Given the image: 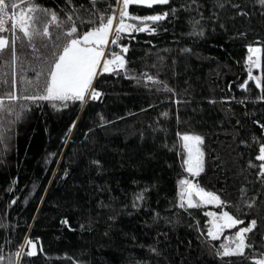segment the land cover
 <instances>
[{
  "label": "trees",
  "instance_id": "16d2710c",
  "mask_svg": "<svg viewBox=\"0 0 264 264\" xmlns=\"http://www.w3.org/2000/svg\"><path fill=\"white\" fill-rule=\"evenodd\" d=\"M35 2L61 17L69 7L67 0ZM81 4L92 10L88 0H72V7ZM109 4L115 0H99L97 9ZM164 12L166 19L147 22L153 33L122 34L126 54L109 45L125 56L126 70L96 78L97 100L58 109L21 101L29 107L20 119L0 118L2 264H253L264 258V184L249 167L260 163L254 157L264 143V101L247 80V49L259 46L261 68L254 73L264 83V7L258 0L129 6L139 17ZM145 73L159 83L147 82ZM192 133L203 138L198 177L183 165L180 137ZM188 178L227 206L180 208L179 181ZM208 211H228L242 226L257 221L245 257L216 255L221 241L207 237ZM26 239L38 254L18 259Z\"/></svg>",
  "mask_w": 264,
  "mask_h": 264
},
{
  "label": "snow or ice",
  "instance_id": "6c2138e0",
  "mask_svg": "<svg viewBox=\"0 0 264 264\" xmlns=\"http://www.w3.org/2000/svg\"><path fill=\"white\" fill-rule=\"evenodd\" d=\"M98 2L99 0H88L92 9L89 10L83 4L72 7V0H67L69 7L61 17L56 11L41 7L35 0H0V118L15 114L18 120L21 112L29 107V103L35 104L37 101L49 102L53 108L58 109L67 107L69 103L79 102L83 105L87 99L97 100L102 94L93 88L96 78L105 73L119 74L121 70H126L125 56L112 50L109 45L120 47L121 53L126 54L128 48L118 43L122 34H151L155 29L147 22L156 23L168 16L167 12L145 17L131 15L129 6L143 5L151 8L153 5H167L170 0H115V6L109 4L104 12L97 9ZM193 2L195 3V0ZM258 3L264 7V0H258ZM81 9L89 14L80 15ZM84 25L89 26L87 30ZM4 33H11V36ZM247 51V80L255 82V88L261 90L259 99L264 101L262 77L253 74V68H261L259 54L262 49L250 46ZM6 67H10L11 72L5 71ZM29 72L32 73L31 76L27 75ZM144 76L147 82L159 83L147 73ZM137 83H140V78H137ZM242 87L246 91L250 90L247 83ZM261 127L264 128V125ZM180 139L187 153V158L183 161L185 171L198 177L204 171V152L200 147L203 138L185 134ZM254 159L260 163H250L249 167L258 169L260 183L264 184V143L260 144ZM179 185L178 206L182 209L208 205L216 208L227 206V202L218 194L205 190L189 179H181ZM241 193L242 196L247 195L244 189H241ZM137 199H143L142 195ZM254 203V200L247 203V207L252 208ZM204 215L210 217L207 237L212 241L220 240L225 230L238 228L233 235L225 237L227 242L220 243L216 255L221 260L225 257H245V249L252 247L247 243V234L256 229L257 221L252 219L247 226L238 227L245 221L228 211H208ZM63 223L66 224L67 221ZM36 249V243L26 239L15 256L18 259L22 258V255L33 257L37 255ZM3 259V256H0V264ZM228 264H231V261H228ZM253 264H264V259H256Z\"/></svg>",
  "mask_w": 264,
  "mask_h": 264
},
{
  "label": "rangeland",
  "instance_id": "374dc122",
  "mask_svg": "<svg viewBox=\"0 0 264 264\" xmlns=\"http://www.w3.org/2000/svg\"><path fill=\"white\" fill-rule=\"evenodd\" d=\"M117 15H118V12H117ZM129 23H130V21H128ZM254 47H259V46H254ZM248 55H249V53H248ZM260 56H261V53L259 54ZM254 59H255V57H254ZM256 68H253V74L254 75H257V74H255L254 73V70H255ZM185 135V134H184ZM187 135H198V136H200L199 134H197V133H192V134H187ZM183 142V141H182ZM200 147H201V149L203 150V152H204V149H203V146L202 145H200ZM185 155H186V158H187V153L185 152ZM203 159H204V157H203ZM190 175V174H189ZM191 176V175H190ZM195 177V176H194ZM189 180H191V181H193L194 183H195V181L193 180V179H191V178H188ZM194 199H196V197L194 196L193 197ZM208 207H215V206H213V205H208ZM213 212H215V211H213ZM245 226H247V225H239L238 227H245ZM238 230V228H234V229H231V230H225V233H224V235L223 236H221V238H220V241L222 242H227L226 240H225V237L226 236H230V235H233L236 231ZM262 259H264V258H262Z\"/></svg>",
  "mask_w": 264,
  "mask_h": 264
},
{
  "label": "water",
  "instance_id": "95a60500",
  "mask_svg": "<svg viewBox=\"0 0 264 264\" xmlns=\"http://www.w3.org/2000/svg\"><path fill=\"white\" fill-rule=\"evenodd\" d=\"M37 245V244H36ZM36 251H37V254H38V246H37V249H36ZM37 256V255H36ZM36 256H33V257H36Z\"/></svg>",
  "mask_w": 264,
  "mask_h": 264
}]
</instances>
